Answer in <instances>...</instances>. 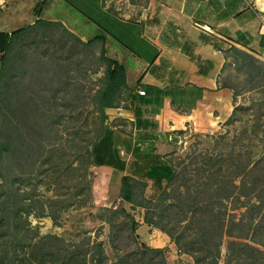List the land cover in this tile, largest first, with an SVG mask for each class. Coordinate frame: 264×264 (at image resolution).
Segmentation results:
<instances>
[{"label":"trees","instance_id":"obj_1","mask_svg":"<svg viewBox=\"0 0 264 264\" xmlns=\"http://www.w3.org/2000/svg\"><path fill=\"white\" fill-rule=\"evenodd\" d=\"M50 26L60 28L59 42L45 53L51 51L50 57L55 59L58 71L63 62L60 53L67 47L66 43L62 44L64 38L72 41L69 50L74 45L88 48L96 41L83 42L60 22L41 19L10 34L0 33V264H168L164 249L150 247L137 236L140 223L131 213L135 208L143 210V224L165 234L177 253L189 256L193 264H219L224 237L228 239L224 264H264V249L261 248L264 247V152L241 166L224 155H207L201 169L205 183H196L192 189L186 185L185 178L179 182L181 172L171 162H167L168 166L151 163L144 178L166 180L155 199L146 198V182L124 175L115 165L107 186L106 201L110 207L103 208L99 218L109 228L112 258L97 233L94 237L78 234L74 239L51 234L35 236L28 217L32 214L49 216L56 221L52 208L57 204L54 200L41 203L33 195V189L25 190L27 186H35L31 184L33 179L23 176L21 167L30 161L28 166L36 168L47 160H42L38 154L41 149L38 140L22 139L19 133L22 102L14 74L20 70L21 59L15 45L27 32ZM95 39L105 42V32L100 30ZM239 58L244 61L249 56L239 53ZM101 61L105 65L104 74L96 80V89L90 93L89 103L96 121L93 134L84 146L86 176H91L87 171L92 167L118 161L119 156L115 153L118 148L131 157L139 154L130 151L131 134L114 123L119 120L118 110L125 111V100L129 101L131 97L125 68L107 58L104 50ZM256 65L264 69L263 64ZM7 114L10 122H5ZM12 119L18 122L15 124ZM7 125L9 136L5 131ZM179 134L182 133L176 135ZM33 135L35 132L29 136ZM169 142L173 144L171 140ZM153 151L154 145L150 144L143 153ZM74 163L77 165L78 158ZM118 199L120 202L116 205ZM123 203H128L129 209ZM37 204L39 209L35 211Z\"/></svg>","mask_w":264,"mask_h":264},{"label":"rangeland","instance_id":"obj_2","mask_svg":"<svg viewBox=\"0 0 264 264\" xmlns=\"http://www.w3.org/2000/svg\"><path fill=\"white\" fill-rule=\"evenodd\" d=\"M89 6L95 12L94 7ZM144 7L145 0H110L109 3L110 10L129 20L137 18ZM63 26L83 42L96 41L88 48L74 45L69 50L68 45L72 41L64 38L62 44L66 43L67 47L60 53L63 58L60 71L55 59L50 57L51 51L45 53L58 45L59 27H37L20 37L15 45L21 59L20 70L14 74L22 102L19 133L22 139L38 140L41 144L38 154L42 160H47L36 168L28 166L30 161L21 167L23 176L33 179L31 184L35 186H27L25 190L33 189V195L41 203L54 200L57 204L52 208L57 216L56 221L49 216L37 217L32 214L28 217L36 237L51 234L74 239L78 234L86 233L94 237L97 233L106 253L112 258L109 228L99 218L103 208L110 207L106 201L107 186L115 165L128 176L145 180L148 186L145 189L146 198L155 199L165 187L166 180L151 181L144 178L146 168L151 163L167 165L168 161L171 162L181 172L179 182L185 178L186 185L192 189L196 183H205V174L201 169L207 155H224L241 166L263 154L264 69L254 63L237 61L234 56L233 61L230 59V63L223 68L220 78L221 84L231 88L235 96L236 107L228 122L219 124L209 133L185 131L177 136L173 144L169 141L159 143V153L154 157L136 156L128 159L118 148L115 151L119 156L118 161L111 165L92 167L87 171L91 176H86L84 146L93 134L96 121V114L89 103L90 93L96 89V80L105 71L101 52L104 50L105 56L113 60L119 54L107 41L95 39L99 34L95 27L76 19ZM54 93L57 95L55 99L52 98ZM12 120L15 124L18 122ZM5 122H10L9 114ZM114 123L126 132L130 131V123L126 120L119 119ZM108 126L112 127L110 124ZM6 128L9 136V126ZM34 132V137L29 136ZM108 151L110 153V149ZM75 158H78L77 165L74 163ZM123 206L126 209L130 207L128 203H123ZM38 209L37 204L35 211ZM131 213L137 221H142V209L135 208ZM136 234L144 244L164 249L168 264H193L189 256L179 255L175 245L160 231L148 237L137 229ZM227 242L228 239L224 237L219 264L225 262Z\"/></svg>","mask_w":264,"mask_h":264},{"label":"crops","instance_id":"obj_3","mask_svg":"<svg viewBox=\"0 0 264 264\" xmlns=\"http://www.w3.org/2000/svg\"><path fill=\"white\" fill-rule=\"evenodd\" d=\"M253 1L145 0L141 14L129 20L109 9L110 0H0V33L40 19L65 26L76 19L103 30L131 89L127 109L117 113L130 123V131L124 130L131 134L130 151L154 157L158 144L173 142L179 132L209 133L233 115L235 96L220 82L223 68L234 56L241 60L239 53L249 56L243 62L264 65V36L258 33L260 15ZM199 24L210 26L212 34ZM150 144L153 153L144 154ZM120 153L131 158L122 148ZM139 223L148 237L157 231Z\"/></svg>","mask_w":264,"mask_h":264},{"label":"built area","instance_id":"obj_4","mask_svg":"<svg viewBox=\"0 0 264 264\" xmlns=\"http://www.w3.org/2000/svg\"><path fill=\"white\" fill-rule=\"evenodd\" d=\"M252 5H253V8L255 9V11L258 13V15H260V23L258 26V33H259V35L264 36V1L254 0ZM261 15H262V17H261ZM197 27L205 33L212 34V29L207 24H199V25H197ZM137 93L139 96L145 95V92L143 90H139Z\"/></svg>","mask_w":264,"mask_h":264},{"label":"water","instance_id":"obj_5","mask_svg":"<svg viewBox=\"0 0 264 264\" xmlns=\"http://www.w3.org/2000/svg\"><path fill=\"white\" fill-rule=\"evenodd\" d=\"M173 141H177V138L175 137V138H173Z\"/></svg>","mask_w":264,"mask_h":264}]
</instances>
